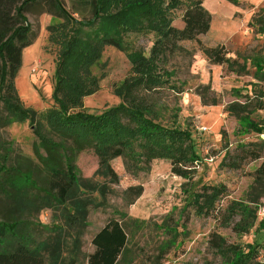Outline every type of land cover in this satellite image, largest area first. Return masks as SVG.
<instances>
[{"label":"trees","instance_id":"16d2710c","mask_svg":"<svg viewBox=\"0 0 264 264\" xmlns=\"http://www.w3.org/2000/svg\"><path fill=\"white\" fill-rule=\"evenodd\" d=\"M224 1L239 4V0ZM40 3H46L48 13L60 22L48 29L49 41L58 52L53 105L43 113L25 107L15 87L22 52L31 45V27L25 13ZM167 4L164 8L157 0H72L73 11H68L60 0H0L3 123L9 126L28 122L34 127L33 153L39 167L34 170L15 165L11 147H0V264H78L81 258L86 264H121L128 246L123 225L126 215L121 212H114L113 218L92 236V252L86 256L82 253L90 212L105 209L111 186L119 183L111 166L115 159L122 160L125 172L131 176L148 174L154 161L168 162L172 175L191 186L189 206L195 213L208 216L216 210L226 194L225 187L192 183L196 167L202 164L193 137L177 123L179 108L167 110L153 96L161 91H179L173 81L175 71L168 70V63L176 55L188 54L181 46L185 42L196 43L212 65L227 66L238 74L246 68L228 57L223 45L206 47L199 41L211 26V15L203 7V0H167ZM170 9L182 12V28L172 26L167 13ZM249 26L264 36V10ZM142 32L154 34L147 56L124 40L126 35ZM107 47L125 55L130 73L113 89L119 104L93 115L83 111V101L99 89L100 78L94 69ZM251 62L256 79L264 82V58ZM211 104H217L215 99ZM260 110H264V88L254 89L251 99L231 104L225 111L237 118L243 135H261L264 126L251 120V115ZM252 146L253 150L247 151L250 158L262 159L264 143ZM85 152H91L97 160L91 179H83L76 166L78 156ZM143 192L142 186L129 187L122 201L131 206ZM262 198L264 161L255 171L245 200L232 202L224 210L225 226L237 217L232 230L238 234L248 232L257 221ZM43 211L51 212L49 226L35 223ZM35 228L48 235L37 239ZM208 244L221 264H264L259 259L264 245L257 241L240 246L212 234Z\"/></svg>","mask_w":264,"mask_h":264},{"label":"rangeland","instance_id":"374dc122","mask_svg":"<svg viewBox=\"0 0 264 264\" xmlns=\"http://www.w3.org/2000/svg\"><path fill=\"white\" fill-rule=\"evenodd\" d=\"M68 11H73L72 0H60ZM167 8V0H157ZM203 7L211 15L210 31L199 38L203 46L223 45L228 57L239 65H245L242 74L233 73L227 66L210 64L198 51L194 42L181 46L188 54L170 59L168 70L175 71L173 81L179 91H161L154 99L167 110L179 108L177 123L187 129L192 137L202 164L196 167L192 183L198 185H222L226 194L216 204V210L208 216H200L189 206V184L172 175L166 161H154L148 174L131 176L124 170L122 160L115 159L111 166L119 177V183L111 186L107 207L92 210L88 228L83 238V256L92 252L91 238L111 218L114 212L126 215L123 225L128 246L121 264H221L220 257L209 248L212 234L225 238L229 244L244 246L257 241L264 245V198L260 200L257 221L246 233L232 230L233 222L225 226L224 210L232 202H242L250 192L254 174L264 161H253L247 151L252 145L264 143V134H244L237 118L226 112V107L244 104L253 97V90L264 88V82L255 77L252 59L264 58V36L249 26L254 17L264 10V0H239L233 6L224 0H203ZM46 3L30 7L25 16L30 25L31 45L22 52V64L15 79V87L25 107L43 113L52 107V92L56 72L58 47L49 41V27L59 24L52 17ZM175 28H182V12L168 10ZM124 40L133 50H141L146 56L154 41V34L126 35ZM100 78L98 91L83 101V111L98 115L119 104L113 94L116 85L130 73L125 55L114 48L104 49L100 64L94 69ZM215 99L216 105H212ZM206 101L207 104H204ZM253 100V104H254ZM252 109V108H250ZM0 109V147H11V161L17 166L26 165L38 169L33 153L36 139L34 127L28 122L3 123ZM251 120L264 126V110L256 111ZM166 121H168L166 119ZM246 146V150L240 147ZM1 153V148H0ZM76 166L83 179H91L97 170V160L91 152L78 156ZM143 187V194L131 206L122 201L123 192L129 187ZM2 198H0V205ZM51 212L43 211L36 219L37 226H49ZM258 226L261 228L259 229ZM34 232V231H33ZM36 238L43 239L48 233L35 228ZM259 259L264 262V251ZM78 264H86L81 258Z\"/></svg>","mask_w":264,"mask_h":264}]
</instances>
